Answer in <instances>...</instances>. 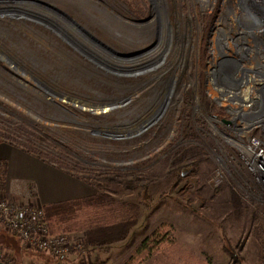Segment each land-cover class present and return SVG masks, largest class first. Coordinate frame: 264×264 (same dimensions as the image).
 Wrapping results in <instances>:
<instances>
[{
    "label": "rangeland",
    "instance_id": "rangeland-1",
    "mask_svg": "<svg viewBox=\"0 0 264 264\" xmlns=\"http://www.w3.org/2000/svg\"><path fill=\"white\" fill-rule=\"evenodd\" d=\"M154 1L83 0L96 23L67 0H0V144L94 195L110 179L112 199L139 206L124 241L86 248L74 264H264V188L222 138L238 132L221 123L264 135V0H162L159 17ZM153 21L143 39L123 40L125 22ZM160 34L159 59L135 45ZM214 66L227 92L243 72L238 87L257 101L248 119L262 125L226 95L218 101ZM2 185L0 201L34 194L31 204L44 206L33 184L13 192L6 175ZM62 234L83 244L80 232ZM0 247L14 264H66L4 228Z\"/></svg>",
    "mask_w": 264,
    "mask_h": 264
},
{
    "label": "built area",
    "instance_id": "built-area-1",
    "mask_svg": "<svg viewBox=\"0 0 264 264\" xmlns=\"http://www.w3.org/2000/svg\"><path fill=\"white\" fill-rule=\"evenodd\" d=\"M217 70V66H214L210 73L212 77L211 84L214 85V88L221 96L218 101H221V99L224 100L222 96L226 95L225 97L228 100L239 105V108L234 111L238 113H240V111L246 113L244 116L248 119V116L252 114V102L250 100L253 98L250 96L249 87L245 89L247 91L248 98L246 101L244 100V104H239L238 100L235 99L238 95L237 91L240 89L237 91H233L232 89L233 85H238V82L236 81L243 75V72L239 71L241 76L238 75L237 77L231 78L228 82V87L231 90L230 92H227L223 91V88H225L226 85L221 84L216 80ZM248 73H250V70L244 72L245 77L250 78V83L257 85V80H255ZM243 107L248 108V110H243ZM224 121L228 122L223 119L221 123L225 124ZM229 124L230 125L227 126H225V124L224 126L228 130L237 131L238 136L226 135L223 133L222 138L225 142L234 146V149H236L239 153L240 161L243 163L247 171L256 177L259 184L264 188V135L261 138L248 136L247 130L249 127L238 128L233 122H229ZM251 124L262 125L261 123L252 122ZM34 200H37L36 195L26 194L24 195V202L21 204L0 201V229H6L10 235L18 239L23 247L33 248L38 252L49 255L55 259H66L72 255H76L82 259L83 256L88 254L89 251L84 248V245L78 239L65 234H52L44 206L31 204V201ZM5 258V253L0 247V264H14L12 261ZM86 259H89V256Z\"/></svg>",
    "mask_w": 264,
    "mask_h": 264
},
{
    "label": "trees",
    "instance_id": "trees-1",
    "mask_svg": "<svg viewBox=\"0 0 264 264\" xmlns=\"http://www.w3.org/2000/svg\"><path fill=\"white\" fill-rule=\"evenodd\" d=\"M5 169V164L0 161V187L5 181ZM109 185L110 179H102L97 185V195L45 206L51 233L80 232L84 235L85 249L124 241L137 224L139 206L112 199L107 194ZM139 252L143 254L146 251L141 249Z\"/></svg>",
    "mask_w": 264,
    "mask_h": 264
},
{
    "label": "crops",
    "instance_id": "crops-1",
    "mask_svg": "<svg viewBox=\"0 0 264 264\" xmlns=\"http://www.w3.org/2000/svg\"><path fill=\"white\" fill-rule=\"evenodd\" d=\"M0 160L7 163L8 188L14 192L16 188L23 190L26 185L33 184L37 189L39 202L44 206L83 199L95 194L92 185L86 181L63 173L8 144H0ZM17 183L19 185H16ZM58 260L60 259H57L58 263L66 264L78 262L77 257Z\"/></svg>",
    "mask_w": 264,
    "mask_h": 264
},
{
    "label": "bare ground",
    "instance_id": "bare-ground-1",
    "mask_svg": "<svg viewBox=\"0 0 264 264\" xmlns=\"http://www.w3.org/2000/svg\"><path fill=\"white\" fill-rule=\"evenodd\" d=\"M71 3H73L74 7H76L77 9H79L81 12L85 11V13L88 15L87 17L91 16L92 20L96 21V23L100 22L102 19L101 17H95L93 16L88 10H85L84 9V2L83 0H67ZM162 0H155L154 1V7H153V10L154 12L158 13V17H159V14H161V6H162ZM158 17H157V20H158ZM156 18V16H155ZM49 19V18H48ZM90 19V18H89ZM157 21H153V23H148L147 25H132V24H129V23H124L123 24V29L124 31H122L121 33L123 34V40L127 43H130L131 41H133V37L135 38H138V41L140 39V37L143 39V37L145 36V32H149L151 31V29L154 28V23L156 24ZM159 22V20H158ZM134 33V35H133ZM143 34V36L141 34ZM162 34V32H161ZM161 34L158 36V38L153 41V43L151 42L150 45L146 46L144 42H138L136 41L135 45H137L139 47V50L140 52H144V53H148V54H156V51H157V58L159 59L160 57H162L163 55V49L161 48V40H162V36ZM137 40V39H136ZM123 41V42H124ZM131 43H134V42H131ZM144 43V44H143ZM133 45V44H132ZM180 45V44H179ZM157 46V47H156ZM159 51V52H158ZM155 57V56H154ZM153 60V59H151ZM146 63V62H145ZM143 64V63H142ZM115 65V64H114ZM130 68H137L135 67L134 65L130 66ZM120 71H125L127 72L129 70V67H125V66H120L118 68ZM142 70V69H140ZM242 85V84H241ZM240 85V86H241ZM234 86V85H233ZM235 87H238V85H236ZM238 89H240V87L238 88H235L233 89V91H237ZM262 91L261 89V86L259 85V88L257 89V93H260ZM243 91H237L238 95L237 97L235 98L236 100H238L239 104H244V102L247 100L248 96H247V91L244 93H242ZM242 93V94H241ZM260 95V94H259ZM243 96V97H242ZM255 99L254 97L250 100L252 102V100ZM258 99V98H257ZM245 100V101H244ZM255 105H257V101L255 100V103L252 102V108L255 107ZM251 108V109H252ZM241 112V111H240ZM241 114H245L244 112H241ZM257 118V119H256ZM259 120L258 116L255 115L252 117V119L250 120L249 119V122H252V123H257ZM255 121V122H254ZM257 121V122H256Z\"/></svg>",
    "mask_w": 264,
    "mask_h": 264
},
{
    "label": "water",
    "instance_id": "water-1",
    "mask_svg": "<svg viewBox=\"0 0 264 264\" xmlns=\"http://www.w3.org/2000/svg\"><path fill=\"white\" fill-rule=\"evenodd\" d=\"M225 123L229 124V122H225Z\"/></svg>",
    "mask_w": 264,
    "mask_h": 264
}]
</instances>
